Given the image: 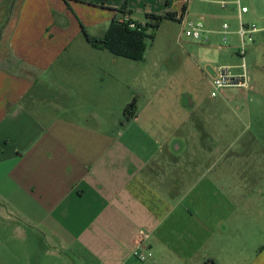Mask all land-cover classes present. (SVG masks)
Instances as JSON below:
<instances>
[{
    "label": "crops",
    "instance_id": "crops-1",
    "mask_svg": "<svg viewBox=\"0 0 264 264\" xmlns=\"http://www.w3.org/2000/svg\"><path fill=\"white\" fill-rule=\"evenodd\" d=\"M196 1L202 5L191 18ZM220 1L225 0H0V264H238L243 215H224L213 204L207 214L209 204L195 197L199 184L191 186L187 200L172 192L179 172L193 171L194 157L205 149H194L189 135L188 141L161 137V143L157 137L155 149L132 150L114 122L106 128L95 84L61 82L63 60L91 59L94 66L115 61L93 48L82 29L99 37L124 14L141 22L146 14L175 12L181 15L175 42L182 52L168 55L172 63L188 55L198 70L230 65L238 40L225 44L221 25H229L228 37H237L230 19L236 17L237 27L238 12L233 0L224 7ZM215 6L226 12L225 20ZM187 20L203 24L199 38L182 34ZM250 48L257 54L251 59L256 74L249 78L253 102L264 93V67L253 62L264 60V38L257 34ZM157 72L150 76L161 78L147 81L159 83L160 92L173 69ZM93 76L88 75L92 82ZM136 82L140 74L127 75L128 91ZM187 100L184 108H196ZM108 102L106 95L103 105ZM135 114L133 106L123 115L130 122ZM212 123L223 124L224 134L229 130L223 118L214 122L209 116ZM205 124L199 119L197 130ZM140 232L146 237L138 243ZM136 249L150 257L137 259ZM247 264H264V245L251 249Z\"/></svg>",
    "mask_w": 264,
    "mask_h": 264
},
{
    "label": "rangeland",
    "instance_id": "rangeland-1",
    "mask_svg": "<svg viewBox=\"0 0 264 264\" xmlns=\"http://www.w3.org/2000/svg\"><path fill=\"white\" fill-rule=\"evenodd\" d=\"M194 4V16L191 18L197 16L196 13L202 5L197 1ZM243 4L248 7L249 12L243 14L242 21L255 25L264 23V0H243ZM215 8L219 18L225 20L226 12L220 10L219 6ZM235 18L230 19L233 29H237ZM179 30L178 22L163 21L154 32L153 39L146 40L147 46L142 60L134 61L114 55L115 61L103 59L98 61L99 66L92 65L94 61L91 59L63 60L61 63H66L67 69L65 68L61 82L65 85L82 84L84 87H87L86 84H95L98 112L107 122L106 128L110 130V124L114 122V130L124 134L122 141L132 150L140 147L155 149L161 143V137L164 140L171 136L180 137L188 141V136L191 135L188 142L193 144L194 149L205 150L194 157L193 171L179 172V182L172 192L178 198L186 196L187 200L191 194H188L191 186L199 184L200 188H196L195 197L197 201L204 200L209 204L206 207L207 214L214 212V207L211 206L213 204L216 211L224 212V215H243L239 220L243 249L237 263L247 264L251 258V249L264 245V93L252 102L248 94L249 84L246 89L228 88L218 97H211L210 86L201 67L197 69L194 59L185 55L174 64L168 58L170 53L182 52L180 42H175ZM236 40V36H226L225 44L234 46ZM76 46L77 44H72L71 47ZM250 46L245 56L249 78L256 74L251 59L257 56L256 50H252ZM104 51L113 55L107 50ZM232 55L233 61L229 64L239 65L240 59ZM253 62L264 67V60L254 59ZM164 67L173 69V74L166 79L167 85L159 92L156 89L160 86L159 83L147 80L161 78L160 75L150 74L158 73L157 70ZM144 71L147 73L145 77L142 76ZM136 73L140 74V82L132 84L131 91H128L127 75L133 76ZM92 74L93 82L88 79V75ZM143 79L146 80L145 84ZM106 95L109 102L104 106ZM187 98L195 102L196 108H184L188 104ZM130 104L135 107L136 117L129 122L123 112ZM85 109L91 110L90 107ZM209 116L214 122L218 118L225 119L229 130L224 134L220 128L223 124H208ZM199 119L207 122L201 131L197 130ZM218 131L222 132L221 136ZM157 137H160L159 143L155 144ZM181 175L185 179H181Z\"/></svg>",
    "mask_w": 264,
    "mask_h": 264
},
{
    "label": "built area",
    "instance_id": "built-area-1",
    "mask_svg": "<svg viewBox=\"0 0 264 264\" xmlns=\"http://www.w3.org/2000/svg\"><path fill=\"white\" fill-rule=\"evenodd\" d=\"M233 5L236 7L238 12V20H237V30L235 34L238 38V46L236 55L240 59V64L233 65H204L202 67V72L208 78V83L210 86V96L215 98L220 95V93L224 89L228 88H248L249 86V77L248 70L245 65V56L247 53V49L250 45L253 44L255 36L260 34L264 38V27H258L254 24H249L247 22L242 21L241 15L248 12V7L243 4V0H233ZM219 4L221 7H224L227 2L220 1ZM118 23L127 24L129 29H138V27H142L145 24V21L141 22H133L130 21L128 15L124 14L119 20ZM184 29L182 34L186 37L197 39L201 36L204 31V26L200 22H194L191 20H187L183 22ZM221 33L224 35L223 41H226L225 35L228 34V25H221ZM146 237V234L140 232L138 236V243ZM133 255L144 261L146 258L150 257V253H142L139 250H134Z\"/></svg>",
    "mask_w": 264,
    "mask_h": 264
},
{
    "label": "trees",
    "instance_id": "trees-1",
    "mask_svg": "<svg viewBox=\"0 0 264 264\" xmlns=\"http://www.w3.org/2000/svg\"><path fill=\"white\" fill-rule=\"evenodd\" d=\"M180 17L177 18L175 12L146 14L144 19L145 24L142 27H138V29H129L127 24L118 23L116 20H113L109 24L107 31L99 37L88 35L84 29H82V33L86 41L93 48L107 50L113 55L138 61L143 59V54L147 46L146 40L153 39L154 32L160 28L163 21L168 20L180 23ZM130 21L138 23V21L131 19ZM3 26L0 27V35L4 29ZM129 106L132 107V104Z\"/></svg>",
    "mask_w": 264,
    "mask_h": 264
}]
</instances>
